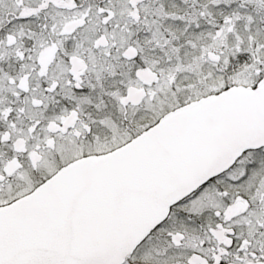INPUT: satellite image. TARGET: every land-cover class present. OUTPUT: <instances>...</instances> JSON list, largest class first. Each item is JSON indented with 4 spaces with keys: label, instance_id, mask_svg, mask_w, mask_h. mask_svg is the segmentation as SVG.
Listing matches in <instances>:
<instances>
[{
    "label": "snow or ice",
    "instance_id": "1",
    "mask_svg": "<svg viewBox=\"0 0 264 264\" xmlns=\"http://www.w3.org/2000/svg\"><path fill=\"white\" fill-rule=\"evenodd\" d=\"M0 264H264V0H0Z\"/></svg>",
    "mask_w": 264,
    "mask_h": 264
}]
</instances>
